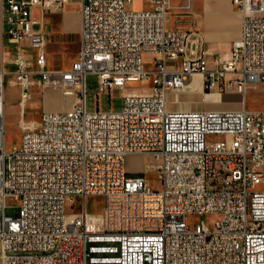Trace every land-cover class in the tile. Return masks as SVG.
Wrapping results in <instances>:
<instances>
[{
  "label": "built area",
  "instance_id": "1",
  "mask_svg": "<svg viewBox=\"0 0 264 264\" xmlns=\"http://www.w3.org/2000/svg\"><path fill=\"white\" fill-rule=\"evenodd\" d=\"M56 1L65 0H0L2 34L17 44L14 69H0V264H264V190L255 189L264 181V0H230L245 10L240 34L213 68L190 49L195 32L167 25L172 0L142 10L126 9L130 0H78L77 57L51 70L31 11ZM198 73L206 89L260 86L261 108L168 109L167 94ZM87 74L96 96L120 91L118 110L86 109ZM7 75L22 106L34 86L74 96L67 109H43L9 151ZM152 98L163 114H152ZM145 154L157 160L156 188L128 175V157ZM88 196L103 199L99 213L87 212ZM7 197L17 200L16 218L4 215ZM75 197L80 210H67Z\"/></svg>",
  "mask_w": 264,
  "mask_h": 264
},
{
  "label": "crops",
  "instance_id": "2",
  "mask_svg": "<svg viewBox=\"0 0 264 264\" xmlns=\"http://www.w3.org/2000/svg\"><path fill=\"white\" fill-rule=\"evenodd\" d=\"M200 1V0H198ZM216 1V0H213ZM222 1V0H217ZM78 4L73 1L65 0L63 9L60 12L45 10L43 7H35L31 11L32 18L37 21L38 29L43 31L46 36L45 52L47 55V66L51 70L66 69L71 62L76 59L79 48V1ZM198 4V3H197ZM78 5V6H77ZM42 13L41 19L36 18V13ZM242 12L240 10H231L229 8H218L217 4L203 5L198 11L197 25L193 29H187L195 32L192 36L190 49L193 53L203 52L207 68H213L216 65L215 59L222 58L229 52L230 46L234 40L239 37ZM167 22V20H166ZM168 26H171L167 23ZM67 37L71 38V43H77V51L72 50L71 59L67 67L61 66L59 61H54L52 53L60 55L59 52L47 50L49 41L56 40L63 47ZM27 40H22L20 45H27ZM17 44L10 43L2 34V25L0 18V69L3 68L8 72L14 69L12 58L16 52ZM27 56L31 53L27 49ZM150 55V54H145ZM221 63H219L220 65ZM149 68V65L147 66ZM232 74L226 73L225 83L231 79ZM198 85H195L197 84ZM14 87V86H12ZM193 88L199 91V94H193ZM187 88V89H186ZM18 92V89L16 88ZM19 96V94H18ZM168 109L175 111H194V110H238L245 109L256 111L261 108L262 92L260 86L248 90L245 94H239L232 89L218 90L217 88H205L201 74L187 76L184 87L180 90L170 91L167 94ZM3 100V112L7 107ZM19 103V101H18ZM22 106L21 104H19ZM63 110V109H62ZM22 119L18 121L20 125ZM146 155V154H145ZM131 156L128 157V161ZM144 169V168H137Z\"/></svg>",
  "mask_w": 264,
  "mask_h": 264
},
{
  "label": "rangeland",
  "instance_id": "3",
  "mask_svg": "<svg viewBox=\"0 0 264 264\" xmlns=\"http://www.w3.org/2000/svg\"><path fill=\"white\" fill-rule=\"evenodd\" d=\"M78 4L77 0H70ZM186 0H172L170 7L167 10L166 20L171 26H175L182 29H193L197 25L198 11L203 5L217 4L218 8H229L231 10H239L232 1L222 0H190V6L187 8ZM198 3V4H197ZM63 2H53L49 6L43 7L46 11L60 12L63 9ZM78 6V5H77ZM151 6L150 0H130L126 4L128 10H142ZM42 13L38 11L36 18L41 19ZM55 39V38H54ZM49 41L47 50L51 52H59L60 55L52 53L54 61H59L61 66L67 67V63L71 59L72 50L74 45L71 43V38L67 37L66 43L61 47L56 40ZM77 43L75 44V51H77ZM73 57V54H72ZM152 55H144V63L150 65V59ZM61 68V67H60ZM58 68V69H60ZM11 75L5 77L4 83V104L7 107L4 114V142L5 151H9L12 145L19 143L21 133L27 128L35 127L39 121L42 110H64L71 106L74 96L69 93H64L62 88H41L34 86L31 91L30 97L26 100L23 106H20L18 101L19 96L16 91V87H12L10 84ZM86 82V97L85 105L87 110H93L97 104L100 110H118L121 106V93L119 90L114 89L110 94H100L96 96L97 82L96 76L93 74H87L85 77ZM150 85V80L141 82L140 90H145ZM137 90V88H133ZM96 97H98L96 99ZM98 100V102H96ZM22 119L20 125L18 121ZM208 139H213V136H209ZM128 161V160H127ZM126 161L128 175H140L145 177L152 188H156L158 185L157 173L153 169V166L157 162L151 155H134L131 156L129 162ZM137 168H144V174L131 173ZM264 169V167H263ZM7 177V173H5ZM255 189L264 190V181L258 184ZM81 199L79 197L74 198L73 208L67 207V210L73 209V211H79L81 208ZM86 210L90 213H99L103 206V199L98 196H88L86 201ZM18 204L17 200L12 197H7L6 207L4 209V215L10 218H16L18 216ZM205 221L211 226L216 219L214 215H208L204 217ZM189 222H197L198 217L191 216Z\"/></svg>",
  "mask_w": 264,
  "mask_h": 264
},
{
  "label": "bare ground",
  "instance_id": "4",
  "mask_svg": "<svg viewBox=\"0 0 264 264\" xmlns=\"http://www.w3.org/2000/svg\"><path fill=\"white\" fill-rule=\"evenodd\" d=\"M240 11L242 12V15L245 13L244 9H240ZM195 85H198V82ZM192 89H193V92H191V93L199 94V91H197L196 88L192 87ZM64 93L70 94V92H64ZM150 108L152 109V114H163L164 110H165V103H159V98H152L150 101ZM32 128H34V127H32ZM32 128H29V129H32Z\"/></svg>",
  "mask_w": 264,
  "mask_h": 264
}]
</instances>
